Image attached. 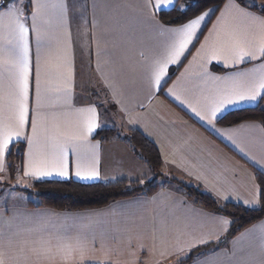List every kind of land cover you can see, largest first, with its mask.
<instances>
[{
    "label": "crops",
    "instance_id": "1",
    "mask_svg": "<svg viewBox=\"0 0 264 264\" xmlns=\"http://www.w3.org/2000/svg\"><path fill=\"white\" fill-rule=\"evenodd\" d=\"M248 1L225 0L219 8L197 14L213 10L157 87L150 83L152 73L179 35L172 30L196 16L164 22L154 9L156 0H40L45 7L36 21L38 39L32 31L31 0H24L30 112L23 128L16 118L14 71L6 70L19 50L0 40V128L20 132L10 144L23 146L19 178L27 183H90L150 177L148 165L123 138L130 127L154 144L166 175L199 184L221 202L257 207L255 172L264 174V124L243 120L223 125L218 120L261 99L229 107L208 123L210 109L223 93L234 90L235 80L254 81L264 72V58L226 66L225 51L219 61L209 59L234 27L258 43L260 25L240 18L230 7L237 4L264 19L259 9L264 0ZM241 72L246 77H238ZM90 108L96 110L99 127L85 140ZM100 129H115L120 135L102 139L96 136ZM61 145L68 151L67 178L25 176L30 163L29 171L41 166L55 171L52 162ZM77 161L81 170L94 166L100 178H77ZM5 173L6 157L0 160V176ZM160 183L151 194L82 210L30 206V199L12 186L20 200H0V264H264V217L228 237V217L194 203L176 184ZM199 237L211 242L189 252V244Z\"/></svg>",
    "mask_w": 264,
    "mask_h": 264
},
{
    "label": "snow or ice",
    "instance_id": "2",
    "mask_svg": "<svg viewBox=\"0 0 264 264\" xmlns=\"http://www.w3.org/2000/svg\"><path fill=\"white\" fill-rule=\"evenodd\" d=\"M33 6L32 12V31L36 32L39 39V30L36 27V21L41 15L42 9L45 7L40 0H31ZM175 0H156L154 9L159 12L163 9L174 8ZM55 6V5H53ZM62 6V5H61ZM189 5H181L178 11L183 12ZM236 12V14L245 20H250L253 23L260 25L261 34L258 39V43L253 44L250 34L240 30L239 28H231L225 35L222 48L219 51L213 52L210 56V60L215 59L219 61L220 56L225 51L229 53L224 58L225 65L229 63L236 65L243 63L245 60H256L264 58V19L253 16L251 13L245 10V8L239 7L237 4L230 5ZM264 7V6H261ZM0 40L10 47L19 50L15 61L11 68H6L7 71H14L15 78V104H16V118L18 127L23 128L27 118L29 116L30 109L28 107V87H29V65H28V34L29 28L26 27L24 17L26 14V8L24 0H6L5 3H0ZM212 9L204 12L203 14L196 16L194 19H190L187 23L183 24L179 29H173L174 33H179L170 47L167 59L163 63H159V66L154 69L152 73L151 84L159 87L167 76L168 65L176 64L181 56L188 49L189 45L193 42V38L196 36L197 29L200 27L201 22L205 20ZM264 67V66H262ZM238 77H246V73H238ZM216 79H219L218 77ZM236 87L231 92H225L221 95V98L210 109V118L208 123H212L218 117V114L225 112L229 107L239 105L242 103L255 104L260 99H264V72H261L258 78L254 81L247 80H235ZM37 88L39 89V78L37 79ZM177 99H179L177 97ZM183 103V101H181ZM92 113L91 119L85 124L83 129V139H87L88 135H91L99 125L96 122V110L95 108L88 109ZM195 111V110H193ZM196 115L204 120L205 117L199 112ZM33 133L36 132V124L33 121ZM20 137L19 130H10L6 128H0V160L5 159L6 153L10 151V144ZM80 137H73V140ZM29 144H32V139L29 138ZM67 146L61 145L58 148V158L55 159L52 164L55 171L48 170L46 167H35L29 171L31 163L26 166L25 176L32 175L36 178H42L46 176L57 175L63 178H67L69 175V168L67 162ZM74 175L81 180H96L100 178L98 170L94 166L85 165L84 170H81V162L77 161V170ZM135 182V178H131ZM140 183H145L144 179H140ZM227 199V197H224ZM257 201L245 202L246 204L256 203ZM222 224H228L229 221L222 220ZM210 239L204 237L193 238L189 244V252L195 247L204 246L210 243ZM206 255V254H201ZM199 259V257H197Z\"/></svg>",
    "mask_w": 264,
    "mask_h": 264
},
{
    "label": "trees",
    "instance_id": "3",
    "mask_svg": "<svg viewBox=\"0 0 264 264\" xmlns=\"http://www.w3.org/2000/svg\"><path fill=\"white\" fill-rule=\"evenodd\" d=\"M3 3L6 0H0ZM225 0H178L174 8L161 10L158 12L159 18L168 23H181L209 7L219 8ZM246 4L248 0H238ZM259 3V0H252ZM189 5L183 12L178 11L181 4ZM258 9L255 4L251 6ZM264 13V7H259ZM243 120H259L264 124V99L253 107H245L229 111L223 115L218 123L223 125L234 124ZM115 135H120L115 129H100L96 136L107 139ZM123 138L134 149L135 153L149 167L151 176L144 178L145 183L140 180L129 181L125 179L103 182H80L75 179L67 180H35L31 181L27 188L15 187L21 192H31L37 199L29 200L30 206H45L59 210H82L89 208H99L112 201L128 198L136 195L153 193L160 182L169 181L176 184L194 203L199 206L225 215L230 219L228 237L236 235L254 222L264 217V174L256 170V179L260 188L259 205L254 208L245 207L231 202H221L204 190L199 184L185 181L178 177H168L163 172V164L157 148L154 144L142 135L137 129L127 128ZM22 143L13 145L6 156V170L8 182L13 181L20 172L22 166ZM160 180V182L158 181ZM8 182H0V185L7 187ZM7 185V186H6ZM2 189L0 188V194Z\"/></svg>",
    "mask_w": 264,
    "mask_h": 264
},
{
    "label": "rangeland",
    "instance_id": "4",
    "mask_svg": "<svg viewBox=\"0 0 264 264\" xmlns=\"http://www.w3.org/2000/svg\"><path fill=\"white\" fill-rule=\"evenodd\" d=\"M2 2V1H0ZM181 5H185L184 3ZM103 116H107V112H103ZM170 177V176H168ZM8 182V175L5 173L4 175L0 176V182ZM158 181L160 182V180L158 179ZM10 183V185H9ZM7 187H4L2 185H0V188L2 189V194L0 195V200L2 202H6V201H15V200H20L19 197L17 196V192L14 189H11L12 186H17V187H21V188H27L30 183L24 182L22 181L18 175H16L15 179L13 181L8 182ZM14 193V194H12ZM19 194L21 193L23 195V197L25 199H31V200H36L37 197L34 194H31V192H18Z\"/></svg>",
    "mask_w": 264,
    "mask_h": 264
},
{
    "label": "water",
    "instance_id": "5",
    "mask_svg": "<svg viewBox=\"0 0 264 264\" xmlns=\"http://www.w3.org/2000/svg\"><path fill=\"white\" fill-rule=\"evenodd\" d=\"M1 3H3V1Z\"/></svg>",
    "mask_w": 264,
    "mask_h": 264
}]
</instances>
